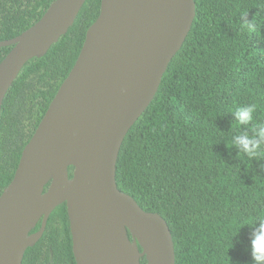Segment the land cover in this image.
I'll return each instance as SVG.
<instances>
[{
  "label": "trees",
  "instance_id": "1",
  "mask_svg": "<svg viewBox=\"0 0 264 264\" xmlns=\"http://www.w3.org/2000/svg\"><path fill=\"white\" fill-rule=\"evenodd\" d=\"M54 1L0 0V41L26 31ZM195 2L196 16L182 48L124 139L116 180L144 210L167 220L176 264H253L252 225L264 218V153L256 159L241 156L230 139L239 130L232 114L236 107L257 105L250 134L257 121H264V0ZM101 3L86 0L68 32L44 56L30 59L6 94L0 196L73 69ZM243 12L255 23V32L241 29ZM12 48L0 47V62ZM74 170L70 166V178ZM41 226L42 220L32 233ZM23 264H78L66 202L52 212Z\"/></svg>",
  "mask_w": 264,
  "mask_h": 264
},
{
  "label": "water",
  "instance_id": "2",
  "mask_svg": "<svg viewBox=\"0 0 264 264\" xmlns=\"http://www.w3.org/2000/svg\"><path fill=\"white\" fill-rule=\"evenodd\" d=\"M85 2L55 0L26 31L0 41L13 45L0 62V119L25 64L68 32ZM195 16V0H102L73 69L0 196V264H23L64 202L78 264H142L143 257L176 264L167 220L122 191L116 170L126 135L155 98Z\"/></svg>",
  "mask_w": 264,
  "mask_h": 264
},
{
  "label": "clouds",
  "instance_id": "3",
  "mask_svg": "<svg viewBox=\"0 0 264 264\" xmlns=\"http://www.w3.org/2000/svg\"><path fill=\"white\" fill-rule=\"evenodd\" d=\"M240 26L242 30L249 33L256 31V25L248 20V12L240 15ZM257 111L255 103L238 106L233 111L235 123L239 126L230 139L231 147L238 149L241 156L256 159L264 153V121H257L248 130L250 122L253 121L254 113ZM258 224V226H256ZM253 226L250 238V252L253 264H264V218H258Z\"/></svg>",
  "mask_w": 264,
  "mask_h": 264
}]
</instances>
